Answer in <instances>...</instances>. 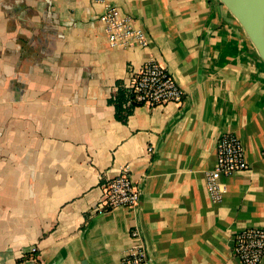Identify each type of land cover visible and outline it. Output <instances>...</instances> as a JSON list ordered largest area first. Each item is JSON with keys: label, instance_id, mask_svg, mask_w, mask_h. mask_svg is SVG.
<instances>
[{"label": "crops", "instance_id": "obj_1", "mask_svg": "<svg viewBox=\"0 0 264 264\" xmlns=\"http://www.w3.org/2000/svg\"><path fill=\"white\" fill-rule=\"evenodd\" d=\"M106 2L145 47L108 46L106 4L0 0V264H123L134 246L149 264H240L234 235L264 227V65L217 0ZM150 60L180 105L130 104L123 85ZM223 133L249 168L223 178L215 202L205 173ZM121 170L139 202L97 212Z\"/></svg>", "mask_w": 264, "mask_h": 264}, {"label": "built area", "instance_id": "obj_2", "mask_svg": "<svg viewBox=\"0 0 264 264\" xmlns=\"http://www.w3.org/2000/svg\"><path fill=\"white\" fill-rule=\"evenodd\" d=\"M106 4L99 16L108 46L113 49L143 48L147 45L145 33L134 26L133 19L107 0H92ZM130 93V104L156 107L167 104L180 105L185 94L167 70L154 60L130 71L124 85ZM241 141L232 133L221 134L216 141L215 161L205 173V187L212 201L218 202L225 192L223 178L248 170ZM140 192L126 170L104 181L96 211L108 212L117 208H133L139 202ZM136 236V233H133ZM32 248L30 253L34 254ZM232 252L240 264L264 262V227H251L237 232L233 237ZM123 264H149L145 249L134 246L122 257Z\"/></svg>", "mask_w": 264, "mask_h": 264}, {"label": "water", "instance_id": "obj_3", "mask_svg": "<svg viewBox=\"0 0 264 264\" xmlns=\"http://www.w3.org/2000/svg\"><path fill=\"white\" fill-rule=\"evenodd\" d=\"M237 22L264 65V0H217Z\"/></svg>", "mask_w": 264, "mask_h": 264}, {"label": "trees", "instance_id": "obj_4", "mask_svg": "<svg viewBox=\"0 0 264 264\" xmlns=\"http://www.w3.org/2000/svg\"><path fill=\"white\" fill-rule=\"evenodd\" d=\"M123 97V91L121 89H119L118 94H117V101L122 100ZM115 102V112H116V118L121 121V122H125L126 121V115L123 112L121 103Z\"/></svg>", "mask_w": 264, "mask_h": 264}]
</instances>
